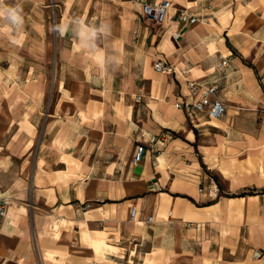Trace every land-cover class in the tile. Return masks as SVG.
Instances as JSON below:
<instances>
[{"label": "crops", "instance_id": "1", "mask_svg": "<svg viewBox=\"0 0 264 264\" xmlns=\"http://www.w3.org/2000/svg\"><path fill=\"white\" fill-rule=\"evenodd\" d=\"M167 1L156 25L135 0H0L24 17L0 19V264H264V0ZM75 18L109 26L95 50L56 31Z\"/></svg>", "mask_w": 264, "mask_h": 264}, {"label": "built area", "instance_id": "2", "mask_svg": "<svg viewBox=\"0 0 264 264\" xmlns=\"http://www.w3.org/2000/svg\"><path fill=\"white\" fill-rule=\"evenodd\" d=\"M140 4L141 13L146 21H149L153 24L160 25L163 23L167 12L171 8V3L167 0H163L162 2L156 4L151 0H135ZM178 20L187 25L194 24L198 19L188 13L186 10L181 12L178 15ZM179 34L174 33L173 37L177 38ZM220 63L222 66H226L228 64L229 58H225L222 55L218 56ZM154 71L160 74H173V68L164 62L161 59L156 60L153 65ZM187 88L192 96H197V98L189 104L185 105V108L190 113H204L209 120L218 121L220 120L225 112L226 107L220 100H212L211 96H213L216 91V86H204L200 83H196L194 81H187ZM140 97H138L139 99ZM160 139L156 135H149L147 137V144L152 151H157V144ZM144 154V147H140L137 151V154L132 159V164L136 165L140 162L142 156ZM199 191L207 192L208 195L212 199H217L220 196V189L216 183V181L209 177L207 184H200ZM10 202V198L8 196H0V225L5 219L7 215V209ZM136 209L132 207L130 210V220H134ZM152 217L147 219L148 223L152 221Z\"/></svg>", "mask_w": 264, "mask_h": 264}, {"label": "clouds", "instance_id": "3", "mask_svg": "<svg viewBox=\"0 0 264 264\" xmlns=\"http://www.w3.org/2000/svg\"><path fill=\"white\" fill-rule=\"evenodd\" d=\"M0 19H3L13 29L19 30L24 24L22 8L19 5L10 6L0 4ZM56 31L60 35L70 31L83 49L92 51L97 47V39L109 33V26L103 23L100 25H92L86 23L83 19L75 18L69 24L58 25Z\"/></svg>", "mask_w": 264, "mask_h": 264}, {"label": "rangeland", "instance_id": "4", "mask_svg": "<svg viewBox=\"0 0 264 264\" xmlns=\"http://www.w3.org/2000/svg\"><path fill=\"white\" fill-rule=\"evenodd\" d=\"M49 21H50L51 26H54V25H55V20H54V15H53V13L50 14V19H49Z\"/></svg>", "mask_w": 264, "mask_h": 264}]
</instances>
